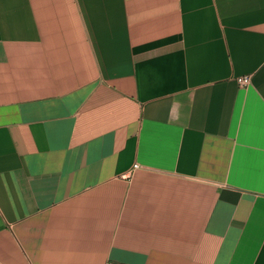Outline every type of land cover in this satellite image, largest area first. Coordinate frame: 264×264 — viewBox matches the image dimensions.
Segmentation results:
<instances>
[{"label": "crops", "instance_id": "0c3cea01", "mask_svg": "<svg viewBox=\"0 0 264 264\" xmlns=\"http://www.w3.org/2000/svg\"><path fill=\"white\" fill-rule=\"evenodd\" d=\"M0 264H264V0H0Z\"/></svg>", "mask_w": 264, "mask_h": 264}, {"label": "built area", "instance_id": "2783aa9c", "mask_svg": "<svg viewBox=\"0 0 264 264\" xmlns=\"http://www.w3.org/2000/svg\"><path fill=\"white\" fill-rule=\"evenodd\" d=\"M248 82H249V78L248 77H244V78L241 79V83L242 84H247Z\"/></svg>", "mask_w": 264, "mask_h": 264}]
</instances>
